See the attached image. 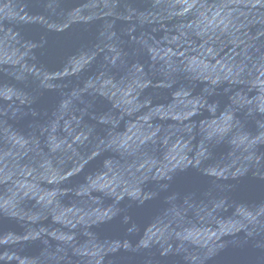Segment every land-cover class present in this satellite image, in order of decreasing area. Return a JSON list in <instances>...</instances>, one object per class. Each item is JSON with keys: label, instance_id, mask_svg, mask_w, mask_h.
Segmentation results:
<instances>
[{"label": "water", "instance_id": "obj_1", "mask_svg": "<svg viewBox=\"0 0 264 264\" xmlns=\"http://www.w3.org/2000/svg\"><path fill=\"white\" fill-rule=\"evenodd\" d=\"M0 264H264V0H0Z\"/></svg>", "mask_w": 264, "mask_h": 264}]
</instances>
